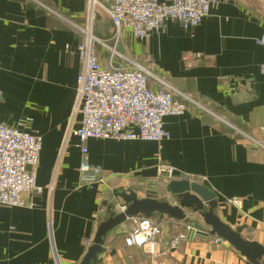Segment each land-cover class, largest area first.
I'll use <instances>...</instances> for the list:
<instances>
[{"label":"crops","instance_id":"0c3cea01","mask_svg":"<svg viewBox=\"0 0 264 264\" xmlns=\"http://www.w3.org/2000/svg\"><path fill=\"white\" fill-rule=\"evenodd\" d=\"M86 23L84 0H0V123L18 128L29 119L24 129L42 138L36 184L43 189L24 196L32 207H0V264H80L99 224L122 211L117 190L132 189L139 199L150 191L177 205L167 185L181 180L168 181L160 165L198 178L215 193L219 218L232 228L247 226L244 236L264 245V47L257 43L264 37V1L228 0L192 31L168 21L145 41L123 33L117 52L153 73L152 90L164 83L176 98L182 100V93L207 111L165 118L170 137L161 145L90 139L89 165L106 178L92 184L81 180V145L70 134L81 121L79 114L73 118L80 72L76 46L83 40L75 25ZM94 34L114 46L106 15H97ZM96 49L107 63L110 52ZM185 54L202 58L188 68ZM186 213L198 229H209L198 215ZM134 220L121 227L125 236L108 235L98 264H251L228 243L211 238L196 237L172 249V237L187 225L175 220L159 224L155 243L128 247Z\"/></svg>","mask_w":264,"mask_h":264},{"label":"built area","instance_id":"2783aa9c","mask_svg":"<svg viewBox=\"0 0 264 264\" xmlns=\"http://www.w3.org/2000/svg\"><path fill=\"white\" fill-rule=\"evenodd\" d=\"M87 9V23L84 27L75 25L82 33L83 40L76 46L80 60L77 78V103L74 117L81 115L80 126L70 130L78 137L81 145L82 182L104 183L103 171L91 167L88 162L90 139L149 141L161 145L169 140L165 130V118L180 117L186 112L207 111L195 100L174 92L162 84L159 90H152L149 78L153 73L144 65L134 62L117 52V45L125 31H130L135 40L145 41L153 33H161L168 21L178 23L184 30L192 31L209 16L211 9L228 0H84ZM264 1V0H255ZM98 14L106 15L114 27V46L111 47L94 34V22ZM264 47V37L257 40ZM96 45L110 52L108 62H100ZM66 50L72 53L71 45ZM201 54H185L182 61L192 68L201 60ZM264 73V65L261 67ZM30 124L26 119L18 128L0 123V207H23L27 204L26 194L41 193L36 184V173L42 138L27 132ZM69 134V136H70ZM160 174L171 180L198 182V178L181 172L172 165H160ZM52 179L50 187L54 185ZM228 200V203H231ZM134 228L125 239L128 247H143L155 243L162 229L154 221L135 219ZM199 229L184 226L170 241V247L177 249L182 243L198 237Z\"/></svg>","mask_w":264,"mask_h":264},{"label":"water","instance_id":"95a60500","mask_svg":"<svg viewBox=\"0 0 264 264\" xmlns=\"http://www.w3.org/2000/svg\"><path fill=\"white\" fill-rule=\"evenodd\" d=\"M168 193L177 205H171L167 199H158L153 192L148 191L146 198L139 199L132 189H120L114 192L121 199V212L112 213L102 221L95 234L92 245L80 264H98L99 256L105 252V240L109 234L125 236L120 231L124 224L132 219H148L158 225L164 220H175L186 224L192 223L186 211L198 215L209 229H199L198 237L211 238L228 243L233 249L245 257L251 264H262L264 260V245L250 241L244 236L247 226L232 228L224 223L216 213L218 200L213 191L197 182L189 180L171 181L167 185ZM156 217L157 220H156ZM191 235V240L193 239Z\"/></svg>","mask_w":264,"mask_h":264},{"label":"rangeland","instance_id":"374dc122","mask_svg":"<svg viewBox=\"0 0 264 264\" xmlns=\"http://www.w3.org/2000/svg\"><path fill=\"white\" fill-rule=\"evenodd\" d=\"M119 51H120V50H119ZM120 52H121L122 55H124V56H126V57H129V59H131L132 61L137 62V61L134 60L131 56L125 55V54L122 52V50H121ZM137 63H138V62H137ZM187 226L193 227V228H195V229L199 228V227H197L196 224H191V223H190V224H187L186 227H187Z\"/></svg>","mask_w":264,"mask_h":264}]
</instances>
